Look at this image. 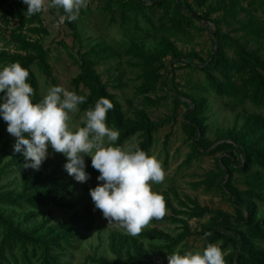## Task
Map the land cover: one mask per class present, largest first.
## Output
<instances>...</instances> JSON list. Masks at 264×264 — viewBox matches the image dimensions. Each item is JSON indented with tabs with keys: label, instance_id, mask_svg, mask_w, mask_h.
Segmentation results:
<instances>
[{
	"label": "rangeland",
	"instance_id": "rangeland-1",
	"mask_svg": "<svg viewBox=\"0 0 264 264\" xmlns=\"http://www.w3.org/2000/svg\"><path fill=\"white\" fill-rule=\"evenodd\" d=\"M170 8L168 12L157 11L155 16L147 14L146 22L140 15L138 27L133 17L129 21H124L119 12V0H88L87 8H82L77 19L73 20L76 33L67 24V16L63 15L57 8H50L47 13L36 14L38 19L35 23L26 25L22 32H15L18 22L11 21L5 23L3 14L9 11L17 3L23 4L22 0H0V53L11 52L13 54H24L19 46L11 42V34L21 35L29 41L43 44L50 52V63L53 70L54 82L34 68L40 84V95L42 99L52 86H61L69 91L76 92L72 85L73 79L79 73L80 56L93 48L102 52L98 58L97 72L101 76L103 83L109 92L113 94L124 108L126 115L133 118L138 111L146 112L153 121H165L167 124L160 129L155 136V145L151 155L161 161L165 170V180L160 184H153L152 190L162 194L166 205V217L168 221L155 222L153 219L145 226L136 237L139 245L147 252L143 259L144 264H168L167 256L174 252L181 255L188 251L203 252L206 248V240L210 234L204 232V228L212 224L213 220L226 217L237 223L236 209L231 203L230 196L218 188L212 191L201 186L206 175L216 172L218 159L206 156L193 159L186 165L191 155L192 140L185 134L182 126L185 115L186 103L193 99H203L206 102L208 111L205 114L209 127L206 140L212 149H216L222 143H232L235 132L239 131L251 115L260 114L261 110L253 105L247 104L244 107H234L227 99L219 98L206 86L205 76L198 71L186 68V64L193 63L200 65L208 60L213 49H223L222 41L217 34H229L234 38L240 37L244 33H237L226 24L217 26L214 19L221 18L222 14L212 15V20L208 19V11L216 7L220 0H168ZM226 4L229 0H224ZM181 4V10L185 16L193 12L195 27L190 34L185 35L175 29L174 20L177 18L175 5ZM246 7V4H243ZM105 8L111 9L107 12ZM259 19H264L260 13L255 14ZM31 18L30 16H27ZM246 14H241L239 20L246 22ZM238 27V26H235ZM36 30L45 31L37 33ZM264 44V35L261 38ZM173 45L183 54L181 62L171 63V58L164 60L168 75L167 80L148 96L162 102L155 107L150 106L144 95H139L138 91L144 83V69L142 62L135 58L132 46L144 50L149 54H154L157 50L163 49L166 45ZM251 49H257L254 44H250ZM0 66H4L0 61ZM165 72V71H164ZM166 73V72H165ZM87 110H79L70 113L69 126L76 130L85 123V113ZM7 124L0 119V169L8 163L15 153L13 147L3 150L5 142H15L7 131ZM137 136L123 145L125 150H132L139 142ZM50 156L42 164L39 170L23 167L15 170L14 173L5 176L0 181V193L14 192L19 194L22 191V177L26 171L31 175L39 173L46 168L47 174H56L63 182L70 184L74 189L73 202L77 205L78 211L90 209L95 218L94 229L87 233L77 251L72 253L69 264H93V258H106L109 261L115 260L110 250V239L113 234L129 235L126 230L117 222L109 223L102 212L94 208L90 197V189L97 186V176L99 172L92 168L91 158L85 157L86 171L91 174V179L83 184L76 182L64 170L66 158L63 154L54 153L49 149ZM251 173L259 176L264 187V172L260 169H253ZM220 183V182H219ZM238 190H245L244 185L233 183ZM263 198L253 202L250 206L255 213L258 222L264 221V193ZM190 200L197 201L201 207L211 210V214L205 218H190L192 205ZM0 212L5 216L12 217V220L21 225L24 223L28 210L0 206ZM36 217L30 223H24V229H32L41 225L44 221L50 220L52 226L65 223L70 219L73 212L64 211L54 207L52 204L34 212ZM185 223L191 232V236L173 247L167 241H154L147 238L151 232H161L177 239L183 235ZM226 220L222 219L218 228L228 227ZM221 248V243H216ZM264 248V243L259 244ZM222 249V248H221ZM223 252L224 260L232 253L231 249Z\"/></svg>",
	"mask_w": 264,
	"mask_h": 264
},
{
	"label": "trees",
	"instance_id": "trees-1",
	"mask_svg": "<svg viewBox=\"0 0 264 264\" xmlns=\"http://www.w3.org/2000/svg\"><path fill=\"white\" fill-rule=\"evenodd\" d=\"M118 4L123 20L129 21L131 16L137 27L138 16L141 15L150 23L147 14L155 16L157 11L167 13L170 8L168 0H119ZM243 4H246V7ZM26 9L25 4L17 3L12 9L4 12L2 18L6 24L11 21L18 22L17 29L13 31L22 32L26 25L39 20L38 15L28 18L25 15ZM105 9L107 12L112 11ZM57 10L67 16L63 9ZM175 10L177 18L173 26L185 35L190 34L195 27L193 12L190 11V15L185 16L180 2L175 5ZM256 13H260L264 18V0H229L228 4L220 0L216 7L208 11V19L212 20L213 14H222L221 18L214 19L217 26L224 23L230 28L234 27L233 31L244 34L237 38L229 34H217L218 39L222 41L223 49H213L208 60L200 65L186 64V68L204 74L208 90L217 97L229 100L234 107L250 104L261 110L260 114L251 115L242 128L235 132L232 143L224 142L216 149H212L206 140L209 130L205 117L208 111L206 102L203 99H193L186 103L187 111L183 116L182 126L185 134L192 140L193 149L186 165L196 158L216 157L222 154L218 159L217 171L208 173L200 184L210 191L218 188L228 194L236 209L237 223L222 217L213 220L212 224L204 228V232L210 234L206 246L221 243L222 251L232 250L225 264H264V248L259 246L260 243H264V221H256L255 213L250 207L253 202L262 199L264 193L258 174L251 173L253 169L264 172V44L261 42L264 35V19H259ZM241 14L247 15L246 22L239 20ZM65 22L76 33L73 20L67 18ZM10 37L11 42L17 44L24 54L2 52L0 61L3 65L19 62L29 71L28 82L35 90L33 101L38 103L42 97L39 80L33 69L37 68L47 80L54 82L50 52L38 41H29L14 32ZM250 44L258 48L251 49ZM132 52L135 58L142 62L144 69V83L138 94L144 95L150 106H158L162 99L154 101L148 95L167 80L169 71L164 60L170 57L172 64L181 62L183 54L171 44L154 54L133 45ZM101 54L102 52L93 48L83 53L77 61L79 73L73 79L72 85L78 95L87 97L86 102L80 105L81 110L94 107L101 97L108 98L114 104V109L107 114V125L119 130L120 133L116 146L123 147L137 136L141 141L132 150L138 147L152 156L155 136L167 123L153 121L144 111L136 112L133 118L126 115L121 103L109 92L97 72V60ZM82 126H85V123ZM11 147V142H5L3 150ZM24 165L23 155L14 153L11 160L0 169V181L15 170L22 169ZM21 182L22 191L19 194L0 193V206L28 210L29 214L25 216L24 223H30L36 217L34 212L51 204L60 210L72 211L73 214L68 221L56 226H52L51 221L46 220L32 229H24V223L18 225L12 217L0 212V264H69L72 253L78 250L82 238L94 229L95 218L92 211L90 209L78 211L76 203L73 202L72 186L63 182L54 173L47 174L45 167L34 175L26 171ZM233 183L244 185L246 189L240 191ZM190 204L192 205L190 218L202 219L211 214L209 208L201 207L197 201L190 200ZM166 205L170 206L169 202H166ZM168 219L165 215L162 219H155V222ZM222 219L226 220L227 228L224 226L218 228ZM184 224L186 225L184 233L177 239L156 231L146 236L150 240L167 241L173 247H177L191 236L187 223ZM110 243L115 260L93 258L91 259L93 264H144L143 259L147 252L139 245L135 236L115 233Z\"/></svg>",
	"mask_w": 264,
	"mask_h": 264
},
{
	"label": "clouds",
	"instance_id": "clouds-1",
	"mask_svg": "<svg viewBox=\"0 0 264 264\" xmlns=\"http://www.w3.org/2000/svg\"><path fill=\"white\" fill-rule=\"evenodd\" d=\"M25 15L47 13L50 8L63 9L70 20L77 19L88 0H22ZM29 71L19 62L0 66V119L6 131L15 138V153L25 159L26 168L39 170L54 153L66 158L64 170L81 184L91 179L85 157L99 172L97 186L90 189L94 208L109 223H119L129 235L137 236L153 219L167 212L162 194L152 190L153 184L165 180L160 160L144 150H125L116 146L119 130L107 125V114L114 104L105 97L85 113V126L73 130L70 113L77 112L87 97L61 86H52L44 98L35 103V90L28 82ZM168 264H225L222 249L208 244L203 252H174Z\"/></svg>",
	"mask_w": 264,
	"mask_h": 264
}]
</instances>
